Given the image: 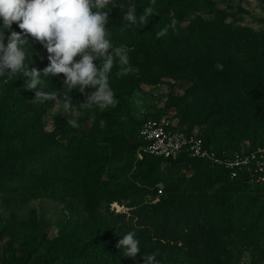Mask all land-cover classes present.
I'll use <instances>...</instances> for the list:
<instances>
[{"label":"trees","instance_id":"obj_1","mask_svg":"<svg viewBox=\"0 0 264 264\" xmlns=\"http://www.w3.org/2000/svg\"><path fill=\"white\" fill-rule=\"evenodd\" d=\"M185 1L156 0L159 14L150 17L146 25L152 38ZM117 2L123 7L110 11L107 26L114 46L122 45L116 28L127 24L122 19L127 6L135 4L138 17L152 0ZM195 24L196 34L179 37L173 28L169 30L164 40L171 49L162 59L172 70L204 74L210 80L194 85L181 98L171 97L167 108L177 107L180 126L193 130L195 124L188 120L195 113L188 106L193 97L235 104L239 117L234 114L231 125H225L229 132L238 127L234 137L225 142L219 139L220 133L203 135L205 146L229 155L241 151V141L246 138L253 143L250 149L264 146V85L233 68L243 59L264 61V35L234 31L220 22ZM12 30L20 31L15 23ZM8 34L6 31L5 36ZM29 42L27 69L42 71L49 63L48 53L31 37ZM135 43L128 51L132 71L117 77V64L109 77L116 107L82 110L79 102L84 101V95L75 90L70 93L82 120L92 121L85 134H79L60 114L54 132H47L44 119L55 101L32 103L35 93L24 87L28 78L22 73L7 83L0 78V203L13 210L33 200L49 199L79 207L87 216L80 223L61 225L53 240L28 222L10 225L11 234H29L21 242L22 264H143L142 257L152 253H158L159 264H229L234 246L251 251V264H260L259 252L264 254V185L252 182L247 174L232 179L226 169L187 155L176 161L149 155L138 160L140 129L146 119L160 112L139 119L130 98L145 87L164 83L166 76L159 72L157 63L162 56L155 47L141 39ZM134 67L140 72H133ZM42 79L44 91L62 95L63 75ZM101 120L105 121L103 128ZM165 165L169 170H164ZM179 169H191L193 175L188 177ZM160 186L163 195L159 197ZM158 197L159 201L152 203ZM113 204L126 207L128 213L112 212ZM102 209L106 219L99 215ZM129 232L135 233L141 249L135 260L116 247ZM34 249H42L44 256L35 258Z\"/></svg>","mask_w":264,"mask_h":264},{"label":"clouds","instance_id":"obj_2","mask_svg":"<svg viewBox=\"0 0 264 264\" xmlns=\"http://www.w3.org/2000/svg\"><path fill=\"white\" fill-rule=\"evenodd\" d=\"M155 3L156 0H152L138 17L136 5L130 3L122 18L127 22L124 28L147 25L150 17L159 14ZM117 7H123L117 0H0V78H5L7 83L22 73L28 78L24 87L35 93L31 102L55 101L52 107L58 112L73 111L70 93L74 90L85 97L79 102L82 110L99 108L103 111L116 107L118 101L109 83L112 69L119 65L117 77L132 71L126 47L113 45L107 27L110 11ZM14 23L19 32L12 30ZM176 23L172 19L156 33V38L167 36ZM29 37L48 53L49 63L42 71L34 67L28 70L25 64L26 59L31 61L27 56ZM58 75L64 77L62 95L44 91L42 78ZM88 89L93 91L89 94ZM67 124L79 127L76 119L67 120ZM100 126L103 128L105 121L101 120ZM116 247L133 260L141 253L134 232L123 235ZM157 255L152 253L142 257L143 264H159Z\"/></svg>","mask_w":264,"mask_h":264},{"label":"rangeland","instance_id":"obj_3","mask_svg":"<svg viewBox=\"0 0 264 264\" xmlns=\"http://www.w3.org/2000/svg\"><path fill=\"white\" fill-rule=\"evenodd\" d=\"M169 18L170 22L172 19L177 21L173 30L179 37L198 33L195 24L198 21L211 24L220 22L234 31L235 29L248 30L264 35V0H186L184 3L178 4L176 11L172 12ZM124 25L116 28L120 43L126 47L127 51L132 50L129 46L136 44L137 39H141L145 44L153 45L157 54L162 56H159L157 63L159 72L166 76L164 83L145 87L143 91L136 92L130 98L136 117L142 119L148 115L166 111L180 120L181 117L178 116L181 112L177 107L167 108L171 97L185 96L187 90L194 85L202 84L205 80H210L209 77L204 74H185L179 72V69H170L165 65L166 60L162 59L171 49L164 37L157 39L155 36L152 38L146 25L143 27L134 25L130 28H124ZM122 28H124L123 31ZM177 50L179 49L177 48ZM238 63H240L238 66L233 67L234 70L250 76L258 84L264 85V61L243 59ZM133 72H140V68L134 67ZM204 99L195 96L189 101V108L195 112L192 114V118H188L189 123L195 124V128L204 136L220 133L222 137L219 139H226L225 142H229L235 135V128H238L235 127L229 132L225 127V125H231L228 123L232 122L234 114L235 117H239V114L235 112V104L228 105L224 101L211 103ZM59 114L65 119V122L76 119L79 124L77 128L79 134L89 132L92 121H83V115L76 108L67 113L58 112L54 108L49 110L44 119L47 132H54ZM252 145L253 143L247 138L241 141L243 149L250 148L249 146ZM169 168L167 165L164 166L166 171ZM179 171L185 172L188 177L193 175L191 169H179ZM177 173L178 171H176ZM120 208L128 210L124 206H120ZM99 215L102 219H106L105 209L100 210ZM86 218L87 216L81 208L49 199L33 200L25 207L13 210L5 209L0 203V264H22L21 242L24 235L28 236L29 234L26 231H21L19 235L18 233L11 234L10 225L15 222L17 224L28 222L32 227L44 232L49 240H53L57 237L61 225L80 223ZM34 252L35 258L44 256L42 249H34ZM251 261V251H241L238 246L232 248V261L229 264H251ZM259 261L260 264H264V254L261 252H259Z\"/></svg>","mask_w":264,"mask_h":264},{"label":"built area","instance_id":"obj_4","mask_svg":"<svg viewBox=\"0 0 264 264\" xmlns=\"http://www.w3.org/2000/svg\"><path fill=\"white\" fill-rule=\"evenodd\" d=\"M139 141L142 144L137 153L140 161L145 155L168 161H176L187 155L226 169L232 179H239L241 175L247 174L251 176L252 182L264 185V146L242 149L232 155L227 152L218 154L205 146L199 130L181 127L179 120L166 111L144 121ZM161 195L162 186L159 187V197ZM159 197L153 203H157ZM111 211L116 214L128 213V210L121 209L118 204L111 205Z\"/></svg>","mask_w":264,"mask_h":264}]
</instances>
